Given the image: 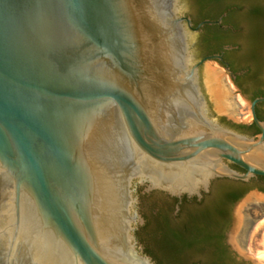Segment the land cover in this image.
<instances>
[{
    "label": "water",
    "instance_id": "obj_1",
    "mask_svg": "<svg viewBox=\"0 0 264 264\" xmlns=\"http://www.w3.org/2000/svg\"><path fill=\"white\" fill-rule=\"evenodd\" d=\"M189 16L191 0H0V264H158L148 194L264 177V98L197 62L190 31L221 21ZM253 121L259 136L237 131ZM262 220L264 194L233 205L237 260L264 264L248 253Z\"/></svg>",
    "mask_w": 264,
    "mask_h": 264
},
{
    "label": "flooded vegetation",
    "instance_id": "obj_2",
    "mask_svg": "<svg viewBox=\"0 0 264 264\" xmlns=\"http://www.w3.org/2000/svg\"><path fill=\"white\" fill-rule=\"evenodd\" d=\"M191 1L195 16L188 18L193 22L194 29L205 21H221L220 24L205 25L198 32L190 31L197 36V62L207 59V62L215 63L220 71L225 72L226 85L235 90L236 96L242 97L250 104L264 98V0ZM226 78L230 80L227 81ZM256 113L258 118L264 121V103L256 106ZM250 130L249 133L241 129L237 131L250 137L261 134L254 121ZM232 167L243 172L234 165ZM250 190L264 194V177H258L248 183L218 179L213 182L210 192L203 193L202 197L177 198L158 191L148 194L150 199L155 195L159 196L160 210L156 213V219L163 232L165 225L177 228L185 221L192 222L193 217L203 219L206 214L210 215V221L216 225L210 229L214 248L221 252L220 255L211 257L207 252L210 249L198 252L192 248L188 257L174 258L172 262L170 258H173V254L163 246L160 253L166 258L165 263H160L153 257L154 260L158 264H245L237 260L231 251L230 244L226 242V230L232 220L233 205ZM247 226H251L249 219L245 223V227ZM145 228L144 226L141 230ZM243 235L238 239L241 246H244Z\"/></svg>",
    "mask_w": 264,
    "mask_h": 264
},
{
    "label": "trees",
    "instance_id": "obj_3",
    "mask_svg": "<svg viewBox=\"0 0 264 264\" xmlns=\"http://www.w3.org/2000/svg\"><path fill=\"white\" fill-rule=\"evenodd\" d=\"M203 217V219H199L197 216L193 217L191 229L187 232H181L179 235L171 231L173 228L171 225H165L163 245L169 253L171 252L173 254V258H170V261H172V259L174 260V258L179 259L184 256L188 257L192 248L196 249L198 252H205L210 249V251L207 252L211 257L221 254L218 248H214V239L210 230L216 225L214 222L210 221V215L208 216L206 214ZM151 255L160 263H165L166 261V258L156 257L152 252Z\"/></svg>",
    "mask_w": 264,
    "mask_h": 264
},
{
    "label": "rangeland",
    "instance_id": "obj_4",
    "mask_svg": "<svg viewBox=\"0 0 264 264\" xmlns=\"http://www.w3.org/2000/svg\"><path fill=\"white\" fill-rule=\"evenodd\" d=\"M262 221L252 231L249 237L248 253L253 258L258 257L259 254L264 252V224Z\"/></svg>",
    "mask_w": 264,
    "mask_h": 264
},
{
    "label": "bare ground",
    "instance_id": "obj_5",
    "mask_svg": "<svg viewBox=\"0 0 264 264\" xmlns=\"http://www.w3.org/2000/svg\"><path fill=\"white\" fill-rule=\"evenodd\" d=\"M262 223L264 224V220L262 221ZM264 255V252H262L261 254L258 255L259 256H263Z\"/></svg>",
    "mask_w": 264,
    "mask_h": 264
}]
</instances>
